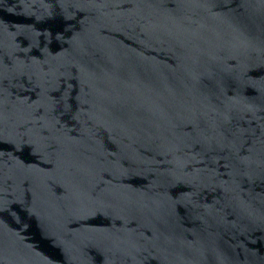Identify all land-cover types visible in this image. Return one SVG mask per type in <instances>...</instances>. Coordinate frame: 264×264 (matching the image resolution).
I'll return each mask as SVG.
<instances>
[{
  "label": "water",
  "instance_id": "water-1",
  "mask_svg": "<svg viewBox=\"0 0 264 264\" xmlns=\"http://www.w3.org/2000/svg\"><path fill=\"white\" fill-rule=\"evenodd\" d=\"M0 264H264V0H0Z\"/></svg>",
  "mask_w": 264,
  "mask_h": 264
}]
</instances>
